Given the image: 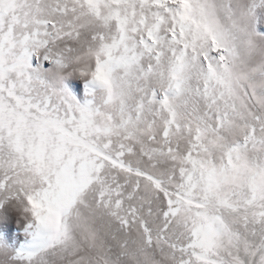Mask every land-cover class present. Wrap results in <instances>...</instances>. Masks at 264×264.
<instances>
[{"label": "snow or ice", "instance_id": "snow-or-ice-1", "mask_svg": "<svg viewBox=\"0 0 264 264\" xmlns=\"http://www.w3.org/2000/svg\"><path fill=\"white\" fill-rule=\"evenodd\" d=\"M0 264H264V0H0Z\"/></svg>", "mask_w": 264, "mask_h": 264}]
</instances>
